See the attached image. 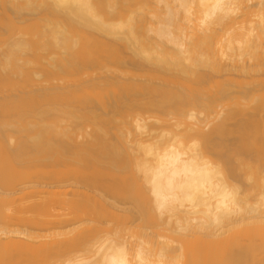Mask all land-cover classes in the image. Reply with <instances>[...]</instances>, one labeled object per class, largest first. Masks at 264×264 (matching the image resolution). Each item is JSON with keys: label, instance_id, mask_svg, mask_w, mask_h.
<instances>
[{"label": "bare ground", "instance_id": "1", "mask_svg": "<svg viewBox=\"0 0 264 264\" xmlns=\"http://www.w3.org/2000/svg\"><path fill=\"white\" fill-rule=\"evenodd\" d=\"M0 264H264V0H0Z\"/></svg>", "mask_w": 264, "mask_h": 264}, {"label": "snow or ice", "instance_id": "2", "mask_svg": "<svg viewBox=\"0 0 264 264\" xmlns=\"http://www.w3.org/2000/svg\"><path fill=\"white\" fill-rule=\"evenodd\" d=\"M218 7H219V5H218Z\"/></svg>", "mask_w": 264, "mask_h": 264}]
</instances>
